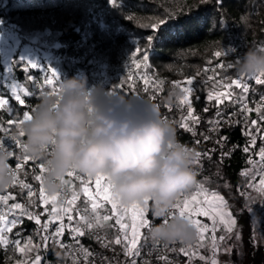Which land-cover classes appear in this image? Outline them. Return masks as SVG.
Here are the masks:
<instances>
[{
    "label": "trees",
    "instance_id": "1",
    "mask_svg": "<svg viewBox=\"0 0 264 264\" xmlns=\"http://www.w3.org/2000/svg\"><path fill=\"white\" fill-rule=\"evenodd\" d=\"M1 1L0 23L13 26L22 38V43L29 37L45 38L50 46H44V49L54 59L55 67L60 72L59 79L54 80L53 85H47L45 78L51 73L46 59H40V67L32 69L27 66L28 62L20 60L16 53L12 65L13 78L21 89L26 88L33 95L24 96L21 92L28 107L20 106L12 97L11 91L0 82V98L8 100V104L0 108V128L8 129V134L15 133L19 136L15 126L9 129L8 120L22 118L23 111H30L32 114L31 109L35 108L42 92L55 95L64 72L68 73L69 77L86 76L91 84L101 75L102 70L123 68L130 60H138L145 73L153 76L151 80L147 78V91L139 75L126 73L110 79L105 89L156 102L170 92L175 93L171 103L162 104L161 115L173 124L178 141L202 154L199 162L193 165L197 173L196 182L185 193L206 192L210 195H220L225 200L236 219L241 237L240 248L232 247L229 252L230 263L264 264V244L257 243L254 234L258 223L254 222L247 207L252 191L251 184L258 177L253 176L249 169L259 162L258 159L262 160L259 153L264 147V120L261 119L263 114L251 108L245 122L241 105L233 99H224L219 105L215 99H207V94L215 89L222 93L228 92L225 91V84L230 85L233 79L239 78L235 70L236 58H226V68L223 70H208L209 65L223 58V50L231 40L239 44L241 55L249 46L264 47V0H118V8L113 7L109 0ZM149 37L152 39L149 40ZM137 46L141 51L133 56ZM217 51L222 53L220 57L215 56ZM145 52L147 61L143 60ZM228 64L233 67L229 68ZM25 67L27 71L24 70ZM3 68L0 51V70ZM29 76L32 77L31 80L28 79ZM188 79L193 80L190 86L186 83ZM243 80L249 91L244 93L233 85V94H247L246 98L264 95V83L257 84L254 79H249V76H244ZM185 87L193 89L187 96L193 115L200 121L198 124L188 121L195 135L179 127L181 121L187 117L188 105L180 103L186 95L183 92ZM205 108L208 110L205 111ZM218 112L221 115L218 116ZM222 117L226 120L221 121ZM216 120L221 123L215 131H211V127L216 125ZM253 120L257 121L255 126L251 125ZM209 121L213 123L210 124ZM246 131L256 137L255 146H251V136L243 134ZM3 135L0 133V136ZM224 137L227 139L222 140ZM197 141L199 143H196ZM245 146H249L247 153L243 151ZM205 153H209L210 158L204 155ZM24 154L27 153H21ZM14 161L17 162L16 159ZM40 162L43 161L29 160L18 177L22 183L16 181L15 186L11 183L8 189L0 191V196L8 193L15 197L11 199L8 196L6 203L0 200V216L6 217L5 212L8 210L12 218L21 221L15 226H12L9 220L7 224L0 221L2 234L9 241L7 245L0 244V264H35L37 255L42 258L40 264H75L67 252L56 243H45L42 240L45 233L35 221L29 220L26 215L16 216L14 212L20 210L11 209L12 204L20 203L28 212L40 214L42 224L48 220L45 208L50 212L53 205L50 202L47 205L40 203L41 183L33 179L32 172L33 168L39 172ZM23 183L31 185L34 192L31 198L27 195L28 189L23 188ZM82 183V179L67 178V185L72 192L92 209L91 203L85 202L86 198L80 191ZM43 187L46 196H51L44 181ZM55 204L60 210L59 199ZM150 207L151 202L147 212L151 227L153 223H161V220L152 217ZM70 214L73 216L72 225L82 222L79 225L82 227L81 216L73 207ZM55 225L56 223L50 224L48 231L53 232ZM8 227H11L10 232ZM95 227L123 250L115 243L110 227L104 224ZM83 232L77 239L87 252L97 250L108 255L89 229L83 227ZM147 236L149 241L143 244L140 251L152 245V240ZM16 240L20 241L19 248L13 243ZM171 246L173 253L188 260L186 255L178 251L176 244ZM20 248H25V251ZM111 264H128V260L122 256Z\"/></svg>",
    "mask_w": 264,
    "mask_h": 264
},
{
    "label": "clouds",
    "instance_id": "2",
    "mask_svg": "<svg viewBox=\"0 0 264 264\" xmlns=\"http://www.w3.org/2000/svg\"><path fill=\"white\" fill-rule=\"evenodd\" d=\"M235 70L238 76L264 73V50L247 47L236 58ZM174 95L159 102L126 96L89 85L80 75L60 80L58 95L42 94L22 126V139L26 153L45 164L49 194L62 189L69 171L103 175L122 204L151 202L152 217L161 220L150 227L151 240L191 242L195 226L179 213L171 215L179 194L192 187L197 175L196 150L178 141L173 124L161 115L162 104L171 103ZM11 159V150L0 149V191L11 186Z\"/></svg>",
    "mask_w": 264,
    "mask_h": 264
},
{
    "label": "snow or ice",
    "instance_id": "3",
    "mask_svg": "<svg viewBox=\"0 0 264 264\" xmlns=\"http://www.w3.org/2000/svg\"><path fill=\"white\" fill-rule=\"evenodd\" d=\"M110 4L115 7L118 8L120 5L118 3V0H110ZM129 19H131V17H128ZM153 27H156L155 25H153ZM152 38L149 37V40H151ZM262 50H264V47H261ZM141 49L139 46L136 47V51L133 53V56L136 55V53L140 52ZM222 55L221 52L217 51L215 52V56L220 57ZM23 59V58H21ZM143 60L147 61L148 60V56L145 52L144 56H143ZM27 66H30V68L32 69H36L38 67H40V65L38 63L29 61L27 63ZM229 68L233 67L232 64H228L227 65ZM136 67L139 68L140 65L136 64ZM223 67V66H221ZM25 71H27V67H25L24 69ZM48 70L50 71L51 75L47 76L45 78V84L47 85H53L54 80H58L59 79V75L58 73L52 69L51 67L48 68ZM244 76H239V78L237 79H233L231 81V84L227 86V88H231L233 85L237 88L242 89V91L244 93H247L249 91V88L247 86V84L244 82L243 80ZM29 80L32 79L31 76L28 77ZM211 79V78H210ZM249 79H254L255 82L257 84H261L264 83V73H259V74H253L251 76H249ZM143 82L146 86L145 90L147 91V86L149 85V81L147 78L143 79ZM187 85H192L193 84V80L192 79H188L186 81ZM193 91V89L191 87H185L183 88V92L186 94H189ZM21 92H23L24 96H32L33 94L28 91L26 88L25 89H21L19 88V86L15 83H13L11 85V94L12 97L18 102V104L20 106H24V107H28V104L26 102V100L24 98H22L21 96ZM44 94L43 92L41 93V95ZM207 99L209 101H212L213 99L216 100V103L219 105L221 103H223L224 99H232V94L231 92H225V93H218L215 96H213V94L211 92H209L207 94ZM181 104H186L188 105L187 108V117L184 118L179 127L181 129H183L186 132L192 133L193 135H195L194 129L189 125L188 121L191 120L192 124H198L199 118L193 115V109L191 107L190 101L188 99L187 96H185L181 101ZM6 104H8V100L5 98H0V108H3ZM35 108L31 109V112H34ZM205 111H207L208 109L205 108ZM242 111H247L250 112L251 109H248L246 105L242 106ZM257 111H259V109H257ZM217 115H221V113H217ZM32 117V114H30V111H23L22 113V118H16V119H9L8 120V126L9 129H11L13 126H15L18 130L19 133V137H23L24 133L22 130V126L24 125V123L28 120H30ZM247 119V117L245 116V120ZM262 120H264V116L261 117ZM210 124L213 123V121H209ZM216 125H219L221 123L220 120H216L214 122ZM257 124V121L253 120L251 121V125L255 126ZM210 130H216V129H210ZM0 133H3V136H0V149H5L8 147L6 146L5 140H11L12 143L17 147V149L22 148L23 153H26L24 145L21 142V139H18L17 136L15 135H8V129H3L0 128ZM246 136H251V146H255L256 143V137L253 136L251 134L250 131H246L243 133ZM205 139H208V137H205ZM222 140H226L227 138H221ZM196 143H199L198 141ZM12 154L13 157L15 156L16 159V164H15V169L11 168V175L13 176V180H12V185L15 186L16 181L18 179V171L22 168H24V166L28 163L29 160H37L32 158L31 156L24 154L21 155L20 152H14L13 150ZM243 151L245 153L249 152V146H245ZM197 155V159L195 161L194 164H197L199 162V158L201 157V153L200 152H196ZM204 155H208L210 158V154L209 153H205ZM226 155V154H225ZM260 155L261 158L264 159V147H262L260 149ZM38 170L39 172L37 173L36 169L33 168L32 172H33V179L35 181H39L41 183V186L39 188V200L40 203L43 205H47L49 204V202L52 203V208L51 211L48 212V209L45 208V212L48 215V220L44 221V223H41V215L40 214H36V213H32V212H28L27 209L24 208V206L20 203H14L11 205V209L12 210H20L22 215H26L27 218L29 220H33L35 221L36 225L40 226V230L43 231L45 233V235L42 236V240L46 243L49 240H51L52 242L56 243L58 242V240L60 238L63 237L64 233H65V229L67 228L70 232H71V239L75 240L76 243H79L78 240H76L77 236H82L84 234L83 232V227H86L87 229L91 230L94 228V226H98L101 220V217L99 215H97L95 217V225L94 223L89 220L88 218L81 216V220L83 221V226L82 227H74L72 225V221H73V216L70 214L72 212V206L75 204V202L78 199V195L75 194V192L72 194L71 198L68 199L66 201L68 207L62 208L60 210L57 209L55 202L57 201L59 194H55L52 195L50 197L46 196L45 194V189L43 187V181L45 179V176L43 174L46 173V168H45V164L44 162H40L38 164ZM80 173L76 172V171H69L66 176L67 177H75L77 179H82V177L79 175ZM87 182L84 183L83 187H82V192L84 197L86 198V203L91 201V208L93 211H95L97 208L103 207L105 203L111 205V210H112V215H104L102 217L103 221H109L113 218H115V223L117 225H119L120 229L123 232V239H121L120 237H117L115 240L116 244H123L124 248H125V255L128 257H135V256H139L140 254V240L143 238L146 242V237H142V230L145 228H149L150 227V222L147 219V206L149 204L148 200H145L143 204H139V203H132V204H122L121 202H119L113 194V185L111 184L110 180L103 176V175H98L96 177H94V180L92 177H88L86 176ZM259 183L264 186V178H261L259 180ZM67 184V181H64V185ZM94 184V187L92 186ZM23 188H27L28 189V193L27 195L29 196V198H31L34 195V192L32 190L31 185H29L28 183H23L22 184ZM195 191V190H193ZM9 198L11 199H15V197H11L9 195ZM222 197H218L216 194H213L211 197L208 196H204L203 199H200L198 197V195L195 194H190V195H185V192H181L179 194L178 199L176 200L174 206H173V211L171 212V215H175L176 212H178L182 217L187 218L194 226L195 228H197V231H200V228L203 227L202 225H200L199 221L195 219V217L198 216H207V217H211L212 216V212L209 210V208L207 207V205L211 202V201H217V200H222ZM0 200H4L5 203L7 202V198H5L4 196H0ZM143 206V207H142ZM216 207H219V205L217 204ZM131 208V215H130V223L128 222H122L125 221V218L127 216V212L128 209ZM121 209H123V211H121ZM66 215L67 221L69 222L67 225L64 222V216ZM171 215L169 217H171ZM226 214L221 212V217L225 216ZM169 217H166L164 222L167 223ZM0 221H6V217L0 216ZM56 221H59L58 226L55 228L54 232H49V225L52 223H55ZM20 220L17 219H13L11 220V225L15 226L16 224L20 223ZM231 223H235L234 221H231ZM9 232L11 231V227H8L7 229ZM230 230V229H229ZM3 230L0 229V244L2 245H7L8 244V240L6 239V237L2 234ZM17 235L19 236V233H17ZM97 239H99V237H97ZM221 239H223V237H221ZM156 242V241H155ZM18 248L20 247V241L16 240L13 242ZM157 244L159 242H156ZM31 245V238L28 239V246ZM61 247H70V246H66L61 244ZM165 247H167V245H165ZM21 251H25V248H20ZM86 251V250H85ZM181 252H184V249L181 248L180 249ZM218 251V249H217ZM73 255H75V252L72 253ZM184 254L187 256L188 253L184 252ZM41 257L39 255L36 256L35 258V264H40L41 262ZM132 264H136L135 259L132 260ZM145 264H147V262H145Z\"/></svg>",
    "mask_w": 264,
    "mask_h": 264
},
{
    "label": "rangeland",
    "instance_id": "4",
    "mask_svg": "<svg viewBox=\"0 0 264 264\" xmlns=\"http://www.w3.org/2000/svg\"><path fill=\"white\" fill-rule=\"evenodd\" d=\"M1 3L2 1L0 0V4ZM0 26H1L0 27V51H1V56H2V64L4 66V68L0 70V82L4 83L10 91H11V85L13 83L18 85V82L13 78V73H12L13 58L16 53L18 54L19 59L24 62L32 61L35 63H39L40 59L45 58L49 66L59 74L60 70L55 67L54 59L44 49V46L45 47L50 46V44L47 42L45 38H42L40 36L29 37V39L26 42L22 43V38H20L19 33L15 30L13 26H6L3 23H0ZM187 95L188 94H186L185 96ZM187 97L189 99V96ZM259 156L261 158L260 153H259ZM258 161H259L258 163H254L253 166H251V168L249 169V172L251 174L253 173V176L255 177L258 176V177L256 178L255 182L251 184L252 191H251V194L249 195L250 199H249V203L247 207L249 211L251 212L254 222L258 223L254 231L256 242L262 245L264 244V186H262L259 183V180L261 178H264V159L262 160L258 159ZM87 179L88 178L86 176L82 177V182H83L82 187L84 183L87 182ZM92 186L94 187V184ZM82 187L80 188L81 192H82ZM199 193L200 192L198 193L191 192L189 194L199 195ZM189 194L185 193V195H189ZM217 196H220V195H217ZM48 197H50V195H48ZM89 202L91 203V201ZM217 204L219 205V207H216ZM148 206H147V212H148ZM207 207L209 208V210L215 209L214 214L216 215L218 214V215L216 217L210 218L209 224L201 223L200 225H202L203 227H201L200 231L198 232L199 234L195 235V238L198 235L201 236L200 234L210 235L211 238L209 237L207 242L211 240L209 243L210 245L212 243L216 245L215 250L222 248L223 249L222 251L228 254L232 247H235L236 249L240 248L241 237H240L239 229L237 228V225H236V219L231 213L225 200L222 199V200H217V201H211L207 205ZM218 210L220 212L225 213L226 215L221 217V213H218ZM121 211H123V209H121ZM131 211H132L131 208H129L125 221H122V222L130 223L129 218L131 215ZM94 212L99 214V216L101 217L99 225L104 224L110 227L111 232L113 233L112 235H113L114 240H116L117 237H120L121 239H123V232L120 229L119 225L115 223V218L109 221L102 220V217L104 215H109V216L112 215L111 205L105 203L103 207L97 208ZM5 214H6V221L9 220L11 222V220L16 219V218H12L8 210H6ZM231 221H234L235 223H231ZM55 223L58 226L59 221H56ZM206 223L208 222L206 221ZM5 224H7V222ZM73 226L78 227L77 224ZM196 229L197 228H195V230ZM149 231H150V227L142 230V237H146V242L149 241L148 236H147ZM221 237H223V239H221ZM228 241H229V244H227ZM146 242L143 238L140 240V250L142 249L143 244H145ZM194 242H198V240ZM119 246L124 247L123 244H119ZM216 262H217L216 264H232L230 263V260H226L222 262V258L219 255H218Z\"/></svg>",
    "mask_w": 264,
    "mask_h": 264
},
{
    "label": "built area",
    "instance_id": "5",
    "mask_svg": "<svg viewBox=\"0 0 264 264\" xmlns=\"http://www.w3.org/2000/svg\"><path fill=\"white\" fill-rule=\"evenodd\" d=\"M238 56H243L240 54L239 51V44L237 42L231 40L227 47L224 48L223 50V58L219 59L215 63L211 64L208 66V70L214 71V70H223L226 68V58H237ZM136 64H138V60L132 59L129 62L126 63V65L123 68H117L113 69L112 71H106L102 70L101 75L96 79L94 83H91L89 85H99L103 88H106L108 86L109 80L115 77L120 76L123 73L130 74V75H139L142 79L148 78L151 80L153 78L152 75L149 73H145L142 67L137 68ZM223 66V67H221ZM68 73L64 72L61 76V80L68 78ZM60 83V82H59ZM227 84H225V91L231 92L232 94V99L237 102L239 105L244 106L246 105L248 109L254 108V109H259V111L262 112L264 116V95L258 96L257 98L255 97H250L246 98L247 94H233L231 91V88H227ZM218 93H222L219 90H213L212 94L215 96ZM59 94V85L57 86V90L55 92V95ZM249 112L244 111L243 117L244 121L246 122L248 119L245 120V116L248 117ZM220 120H226L224 117L220 118ZM218 125L212 126L211 129H217ZM215 131V130H211ZM8 135H15L17 136L18 139H21L17 134L15 133H10ZM21 142L23 144V139H21ZM6 146L8 147L9 150H13L14 152L18 151L23 153L22 148L17 149V147L12 143L11 140H5ZM15 156L13 159L9 161L10 165L12 166L13 169H15V164L16 162L14 161ZM22 169L18 171V177L20 175ZM67 176L65 177V180L67 181ZM75 178V177H74ZM19 183H22V180H18ZM59 194V201H60V209L68 207L66 201L71 198L73 192L71 188L66 184L62 187V189L58 192ZM9 196L8 193L4 194V197L7 198ZM4 201V200H1ZM73 209L80 215L88 218L91 220L94 225H95V217L99 214L93 212L92 209H90L82 200L77 199L75 204L72 206ZM173 209H171V212ZM14 214L16 216L21 215L20 211H15ZM64 222L67 225L69 222L67 221L66 215L63 217ZM171 217H169L170 219ZM82 224V222L78 223L79 225ZM57 225H55V228ZM54 228V231H55ZM53 231V232H54ZM94 238L101 243L103 249L108 252V255L103 254L100 251L93 250L90 252L85 251L83 248V245L79 242L76 243L75 240L71 239V232L66 228L65 233L62 238L56 242L58 246L61 244L70 246V247H61L64 249L69 258L75 263V264H111V262H116L120 257L124 256L128 260V264H132V260L135 259L136 264H145V262L152 263V264H189L188 260H184L179 256L178 254L173 253L172 249V244H165V243H156L155 241L152 240V245L150 248L145 249L140 251L139 256L135 257H128L125 255V252H123L122 249H120L118 246H115L109 237L104 234L102 231L97 229L95 226L93 229L90 230ZM78 237V236H77ZM76 237V240H78ZM99 237V239H97ZM23 240L25 238L23 237ZM51 241V240H49ZM79 241V240H78ZM167 245V247H165ZM263 252H264V247H263ZM75 252V255L72 253ZM42 264H54L52 262H45Z\"/></svg>",
    "mask_w": 264,
    "mask_h": 264
},
{
    "label": "crops",
    "instance_id": "6",
    "mask_svg": "<svg viewBox=\"0 0 264 264\" xmlns=\"http://www.w3.org/2000/svg\"><path fill=\"white\" fill-rule=\"evenodd\" d=\"M187 194H189V193H187ZM204 196L211 197V195L206 193V192H201V194L198 195V197H200V199H203ZM218 197H221V196H218ZM210 211L212 212V216L211 217L198 216V217H195V219L198 220L200 224L201 223L209 224L210 218L216 217L218 215V214L217 215L214 214L215 209L214 210H210ZM218 213H221V212L218 210ZM206 221L208 223H206ZM197 234H199V233H198V231L196 229V235ZM200 235L201 236L198 235L196 238H194L191 242H188V243H184V242L173 243V244L177 245L178 251L180 253H182L183 255H185L184 252L188 253L187 257H188L189 264H216L218 255L222 258V262L226 261V260H229V254L225 253L224 251H222L223 250L222 248L221 249L219 248L218 251H217V250H215L216 245L214 243H212L210 245L209 242L211 240L209 242H207V240L209 239L210 235H205V234H203L204 236L202 234H200ZM196 240H198V242H194ZM121 247L123 248V250H125V248L123 246H121ZM181 248L184 249V252L180 251Z\"/></svg>",
    "mask_w": 264,
    "mask_h": 264
}]
</instances>
